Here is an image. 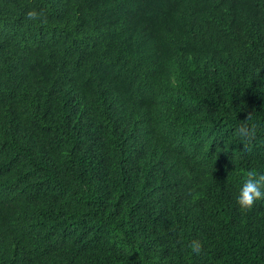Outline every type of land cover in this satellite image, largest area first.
I'll return each mask as SVG.
<instances>
[{
    "label": "trees",
    "instance_id": "obj_1",
    "mask_svg": "<svg viewBox=\"0 0 264 264\" xmlns=\"http://www.w3.org/2000/svg\"><path fill=\"white\" fill-rule=\"evenodd\" d=\"M249 168L264 0H0V264H264Z\"/></svg>",
    "mask_w": 264,
    "mask_h": 264
},
{
    "label": "clouds",
    "instance_id": "obj_2",
    "mask_svg": "<svg viewBox=\"0 0 264 264\" xmlns=\"http://www.w3.org/2000/svg\"><path fill=\"white\" fill-rule=\"evenodd\" d=\"M26 16L30 20H36L42 16V13L30 9L26 12ZM247 119L243 122V125L247 122ZM243 125L234 132V137L237 144L246 150L254 133ZM262 188H264V172H257L249 168L245 171L238 190L234 194V200L241 208H249L255 200L264 197ZM189 247L195 253L199 250V242L192 241Z\"/></svg>",
    "mask_w": 264,
    "mask_h": 264
}]
</instances>
